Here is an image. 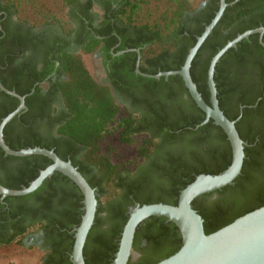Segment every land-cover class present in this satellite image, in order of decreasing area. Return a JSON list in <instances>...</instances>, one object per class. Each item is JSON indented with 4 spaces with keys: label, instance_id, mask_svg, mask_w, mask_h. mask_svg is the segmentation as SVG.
<instances>
[{
    "label": "trees",
    "instance_id": "1",
    "mask_svg": "<svg viewBox=\"0 0 264 264\" xmlns=\"http://www.w3.org/2000/svg\"><path fill=\"white\" fill-rule=\"evenodd\" d=\"M3 1L4 10L21 18L15 0ZM142 1L145 0H116V7L109 5L108 11L139 33L138 41L129 46L141 47L143 72L157 74L181 69L198 36L219 10L220 0H204L206 5L201 9L198 8L200 0H165L168 5L167 16L162 17H167L165 25L139 21ZM232 1L226 0L227 3ZM64 2L72 9L68 16L75 15L74 8L83 5L81 0ZM260 26H264V0H239L226 8L191 66L193 80L207 103L211 104L208 69L213 56L237 35ZM72 29L73 26L69 31ZM99 43L100 40L92 36L84 53L94 52ZM0 53L1 82L8 89L26 95L28 107L5 127L6 143L15 150L38 146L55 151L62 159L71 160L96 189L98 209L84 247L87 264H113L129 219L124 204L112 201L121 188L126 190L125 201L132 205H176L181 190L198 175L219 174L232 162V146L226 132L213 119L200 125L206 114L179 74L159 79L139 75L141 96L137 104L145 108L144 118H141L116 102L111 86L96 80L84 55L65 53L61 66L66 78L61 82V90L68 112L57 123L54 133L52 130L42 133V125L37 118H32L37 106L32 103L33 86L26 82L28 76H22L23 70L14 65L9 53L1 50ZM214 80L220 108L231 120H237L239 134L248 145L242 173L234 184L215 191L220 194L217 199H209L215 193L212 192L193 201L194 209L204 219L207 234L264 206V44L260 34H252L229 49L216 66ZM19 104L18 98L0 89V123ZM242 105L245 108L241 113ZM40 112L46 114L44 105ZM111 132L121 142L135 145L134 158L117 163L109 152L103 151L102 143ZM157 137L161 138L160 142ZM154 149L157 161L152 164L151 173L127 181L124 174L138 169ZM52 163L45 155H6L0 146V183L11 189L29 186L41 170ZM63 184L70 185L69 189ZM4 201L14 205L6 208L0 201V217L4 219L10 215L35 216L39 211L49 215L59 213L60 228H70L71 224L79 226L85 212L81 189L60 171L45 179L34 192L8 196ZM104 225L107 227L103 228ZM14 228L17 231L9 238L0 237V244L13 242L27 230V226ZM141 237L146 239L147 254L138 262L128 264H156L176 253L183 244L178 226L163 216H152L138 226L134 248H138Z\"/></svg>",
    "mask_w": 264,
    "mask_h": 264
},
{
    "label": "flooded vegetation",
    "instance_id": "2",
    "mask_svg": "<svg viewBox=\"0 0 264 264\" xmlns=\"http://www.w3.org/2000/svg\"><path fill=\"white\" fill-rule=\"evenodd\" d=\"M81 1L83 5L74 8L75 15L68 16L73 25L70 32L63 27V17L60 22L55 19L26 21L4 10V1L0 0V50L9 53L14 65L23 70L22 76H28L26 82L33 86L30 93L32 103L37 106L33 114L36 115L32 118H37L42 125V133L48 130L54 133L57 123L64 119L68 112L61 90V82L66 78L61 66L65 53L84 56L93 54L98 57L104 72L101 83L111 86L114 98L122 108L144 118L142 116L145 108L137 104L140 103L138 97L141 96L138 77L142 74L137 72L138 68L141 70V47L129 46L138 41L139 33L134 28L122 24L116 15L108 11L109 5L116 7V0ZM106 16L110 17V20H107ZM92 36L99 39L100 43L94 52L84 53V48L88 41L92 40ZM114 82L118 86H115ZM43 105L45 115L39 113ZM244 108L245 105L240 106L239 111L242 113ZM155 139L161 141L160 137ZM154 151L155 149L142 160L138 169L124 174L127 181H132L140 174L147 176L151 173L152 164L157 161ZM68 186L70 185L63 184V187L69 189ZM125 193L126 190L121 188L112 201L123 203L124 209L130 213L136 204L125 201ZM219 196L220 194L215 192L209 199L214 200ZM5 198L1 196L0 201L6 208L14 206L4 201ZM66 199L72 200L71 197ZM106 214L104 212L103 216ZM60 216L59 213L49 215L39 211L35 216L10 215L8 219L0 217V237L9 238L17 231L14 228L16 225L27 226V230L13 240L18 244L21 241V245L26 248L27 252L23 254L26 260L31 261L39 257V264H73L72 252L77 226L71 224L70 228H60L57 222ZM106 227L107 225L103 226ZM146 245V239L141 237L137 243L138 248L133 247L137 255L129 261L138 262L142 259L148 251L144 249Z\"/></svg>",
    "mask_w": 264,
    "mask_h": 264
},
{
    "label": "water",
    "instance_id": "3",
    "mask_svg": "<svg viewBox=\"0 0 264 264\" xmlns=\"http://www.w3.org/2000/svg\"><path fill=\"white\" fill-rule=\"evenodd\" d=\"M239 0L227 3L220 0V7L212 21L205 27L204 32L198 36L197 42L190 49L185 63L179 70L162 71L157 74L137 72L143 76L159 79L162 76L168 78L179 74L183 77L190 95L197 105L205 112L206 117L200 124L207 123L210 119L223 128L232 146L233 158L231 164L219 174H200L197 178L181 190L176 205L167 203H152L140 205L136 203L129 213V219L124 226L119 243V249L115 254L113 264H128L131 257L137 254L133 250L135 233L138 226L152 216H163L168 221L174 222L181 231L183 244L173 255L159 261L156 264H264V206L257 208L235 219L230 224L207 234L204 228V219L193 207V201L197 197L218 191L227 185L234 184L242 173L246 157L245 146L248 142L243 140L236 127V120H231L220 108L218 90L214 80L216 66L224 54L238 43L249 38L252 34H260L262 44L264 26L247 30L233 40H230L211 59L208 69V84L211 94V104L207 103L198 90L197 84L191 75V66L199 49L224 15L226 8ZM206 1L199 5L203 8ZM139 53L140 51L137 50ZM0 89L19 99V106L5 116L0 123V146L6 155L17 157L30 155H45L52 159L53 163L41 170L39 176L29 186L21 189H11L0 183V194L3 198L8 196H24L37 190L56 171H60L81 189L84 195V214L79 226L75 228V242L72 252L73 264H87L84 258V247L95 223L98 209L96 189L93 188L86 177L73 165L70 160H64L53 150L33 147L21 150L11 148L5 141L4 129L7 124L22 111L27 110L26 95H20L15 90L8 89L0 80ZM198 125V126H200Z\"/></svg>",
    "mask_w": 264,
    "mask_h": 264
},
{
    "label": "rangeland",
    "instance_id": "4",
    "mask_svg": "<svg viewBox=\"0 0 264 264\" xmlns=\"http://www.w3.org/2000/svg\"><path fill=\"white\" fill-rule=\"evenodd\" d=\"M15 2L19 11L18 15L23 20L34 21L36 19V21H43L44 19H55L60 22L63 17L64 28L70 29L73 26L68 19V8L64 0H15ZM203 2L204 0H200L199 5ZM167 11L168 5L165 4V0H145L140 2L138 19L140 22L149 21L150 23L165 25L167 17L165 19L162 17L167 16ZM84 58L92 75L96 80L102 82L104 72L98 57L88 54ZM102 149L109 152L117 163L132 159L136 155L135 145L121 142L114 132L106 136L102 143ZM26 252V248L15 241L9 244H0V264H39V257H35L31 261L26 260L23 256Z\"/></svg>",
    "mask_w": 264,
    "mask_h": 264
}]
</instances>
